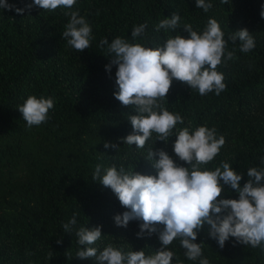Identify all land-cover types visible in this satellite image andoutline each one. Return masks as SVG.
<instances>
[{
	"label": "trees",
	"instance_id": "1",
	"mask_svg": "<svg viewBox=\"0 0 264 264\" xmlns=\"http://www.w3.org/2000/svg\"><path fill=\"white\" fill-rule=\"evenodd\" d=\"M261 2L213 0L205 13L196 8L195 0H77L73 10L79 9L88 19L94 36L90 48L80 52L61 36L68 20L64 9L0 12V264H94L92 258L75 256V231H63L62 223L74 213L76 227L102 226V237L93 245L98 248L111 242L125 251L143 248L151 254L161 246L156 233L137 237L138 221L117 226L113 217L126 208L109 187L91 177L97 163L123 164L126 169L154 174L144 158L149 147L163 148L175 158V135L167 143H155L153 134L151 143L146 141L141 149L118 139L132 131L126 114H134V107L114 97L116 66L111 73L105 69L110 58L107 46L99 47V41L105 36L109 42L115 36L130 39L133 25L146 23L144 40L149 45L162 44L167 35L178 32L187 36L185 22L202 30L208 17L218 21L226 40L231 31L248 29L256 47L242 53L228 41L226 47L235 52V58L217 66L226 84L220 95L201 96L186 83L173 80L163 104L184 117L183 125L177 127L207 124L225 137L220 152L205 167L214 168L226 160L246 172L259 165L264 155ZM176 11L181 27L167 34L163 29L157 32L158 21ZM29 94L54 98L49 119L31 128L17 108ZM105 141L117 143L119 149H105ZM246 180L245 175L241 183ZM227 196L238 194L229 191ZM207 227L199 231L197 242H203L211 264H264V247L253 248L230 238L220 248L207 236ZM168 247L176 253L174 261L178 257L184 264H198L183 255L178 239Z\"/></svg>",
	"mask_w": 264,
	"mask_h": 264
},
{
	"label": "clouds",
	"instance_id": "2",
	"mask_svg": "<svg viewBox=\"0 0 264 264\" xmlns=\"http://www.w3.org/2000/svg\"><path fill=\"white\" fill-rule=\"evenodd\" d=\"M77 0H0V12L15 11L18 14L31 13L39 8L54 11L64 9L68 17L61 36L71 48L82 51L90 48L94 39L88 19L73 10ZM230 4L231 0H220ZM196 8L205 13L213 7V0H195ZM261 18H264V0L260 4ZM181 16L176 11L160 19L155 25L167 34L181 26ZM187 36L178 32L167 35L162 44L149 45L144 40L146 23L133 25L130 39L115 36L111 42L107 37L99 41V47L107 46L110 63L105 69L115 70L114 97L123 105H132L134 114H126L132 131L124 137V144L144 148L156 141L168 142L175 135L172 151L175 158L163 148L149 147L144 158L155 170L154 174H143L123 164L110 166L97 163L91 175L101 185L109 187L121 205L126 208L113 217L117 226L127 227L130 221H138L137 237L156 233L160 247L151 254L144 249L125 251L113 243L98 248L95 243L102 237V226L77 225L74 213L62 223L65 233L75 231L77 251L80 259L92 258L94 264H184L168 246L179 240L185 250L183 255L198 264H211L204 255L202 244L197 242L199 231L207 225V236L216 241L220 248L230 238L236 243L253 248L264 247V155L259 165L247 168L246 172L235 169L228 161L219 166L205 167L220 152L225 137L207 124L196 127L183 126L184 117L164 106L173 80H179L204 96L215 95L226 88L224 74L218 65H226L235 58V52L226 45L231 41L239 51L248 53L256 47L255 39L247 28L231 31L227 40L220 24L208 17L202 30L194 29L191 23H183ZM140 41H144L141 43ZM54 106L52 96L29 94L17 105L26 125L39 126L49 119V110ZM104 148L119 149L114 142L105 141ZM185 162L188 166L179 163ZM247 176L246 182L241 183ZM234 191L236 198H228ZM222 192L225 194L222 195ZM60 243L61 241H57Z\"/></svg>",
	"mask_w": 264,
	"mask_h": 264
}]
</instances>
